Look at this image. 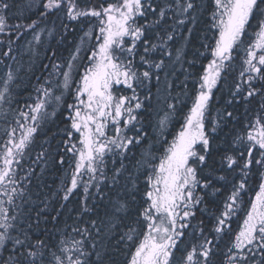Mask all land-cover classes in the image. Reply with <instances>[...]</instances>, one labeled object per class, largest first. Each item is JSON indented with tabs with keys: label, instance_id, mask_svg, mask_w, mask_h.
Segmentation results:
<instances>
[{
	"label": "snow or ice",
	"instance_id": "1",
	"mask_svg": "<svg viewBox=\"0 0 264 264\" xmlns=\"http://www.w3.org/2000/svg\"><path fill=\"white\" fill-rule=\"evenodd\" d=\"M174 3V9L171 4L153 6L151 0H116L115 3L99 7H80L77 0H45L43 3L42 16L63 11L69 21L94 17L100 25L96 37L99 43L86 57L88 63L75 89L74 103L67 106L70 125L65 129L64 149L72 154L73 160L69 164L72 172L70 186L63 197L65 200L80 186L83 175L89 176L83 185L86 199L91 187L95 188L96 193H102L101 185L109 179L104 171L105 157L108 155L121 158L120 166L113 169L110 181L113 186L119 183L120 176L128 172L124 154L131 151L130 146L140 143V110H146L149 105L145 101L152 99L149 93H144L141 99L140 91L151 83L154 74L159 81L158 73L165 63L163 57L172 56L167 42L174 40V35L170 32L164 36L156 33L157 42H153L152 30L162 21L172 18L168 16L169 10L174 11L177 17L195 19L191 16L197 7L195 0H174ZM212 5V27L216 29L218 38L214 46L204 45L212 58L199 78V90L189 113L184 117L181 130L167 144L158 162H155V156L142 158L136 162V175L129 173L130 187L126 185L125 190L132 199L139 191L137 182L141 175L145 178V190L144 205L136 210L133 222L136 226L128 225V231L120 237L131 242L135 248L128 264H212V240L204 235V228L193 223L195 209L205 203L204 197L208 195L209 189L219 192L221 187L231 184L222 210L214 215L212 230L216 234L223 233L228 220L239 210L243 195L247 193L248 177L253 168L259 175L258 191L254 199L250 200L243 226L229 249V252H233V249L235 252L228 256V264H264V115H257L255 123L249 125L251 131L246 132V135L234 138L233 144L238 142L243 145L238 155L225 150L218 159L213 158L211 137L205 130L212 90L226 69V62L232 60L233 50L243 43L247 28H251L253 22L258 31H255V41L246 49L244 63L247 67L241 72V76L248 73V87L243 89L237 84L233 95L246 91L244 98L248 99L259 93L264 100V0H212ZM9 8L7 0H0V33L9 27L17 30L21 27L19 24L8 25L4 10ZM150 14L155 15L150 22L137 19L146 20ZM177 23L183 25L185 20L177 19ZM69 26L64 25L66 28ZM24 27H35V21ZM85 38L91 39V29L81 38L82 44L86 42ZM35 39L38 41L39 36ZM80 51L78 45L67 62V71L60 72L63 81L56 86L62 89L61 93L56 95L52 91L51 81H46L47 86L40 85L37 91L44 99L38 96L34 105H28L31 115L20 112V116L25 121L31 120L33 125L24 129L18 141H13L9 134L7 143L11 147L5 148L3 167H0V197L5 198L0 199V264H103L102 253L97 250L95 243L91 244V251L86 248L89 243L87 238L91 236L89 229H72L83 239L67 236L53 243L51 239L33 235L32 224L25 227V221L19 219L18 215H10L9 209L4 206L5 203L14 205L17 197L24 196L23 191H17L16 188L13 162H18L17 158L23 155L24 149L32 142L39 122L55 116V111H46L49 104H60L64 92L72 88L74 62L79 58ZM157 52L160 53L158 60L154 56ZM182 56L183 50L176 49V60L179 61ZM53 67L60 69L61 65L55 64ZM14 80V74L9 71L0 90V107L11 99L10 86ZM123 89L130 90L131 95L120 94ZM261 108L264 109V103ZM167 109L165 118L159 121L161 134L167 127L168 117L175 113L176 106L168 103ZM231 115L229 112L228 116ZM109 121L114 126V136L106 134ZM216 127L213 124L212 131H216ZM128 131L136 135L129 136ZM76 133L79 134V148L76 143H71ZM40 156L43 158L44 153ZM58 162L63 165L65 160L61 157ZM112 162L116 163L114 159ZM237 169L242 178L238 183L229 181V176ZM91 181H96V184L93 185ZM218 184L220 187H217ZM9 185L12 187L9 188ZM198 190L204 195L197 194ZM83 211H89L87 205ZM129 212L128 201L119 198L112 201L106 212L111 228L116 227V222L122 221L119 214L128 217ZM178 221L183 223L178 224ZM92 226L96 227L95 221ZM183 229H191L193 234L199 232L203 242L198 246L193 245L190 250L181 251L178 244L183 242L182 238L186 235ZM3 252L8 253L7 258H3ZM93 255L95 261L90 259Z\"/></svg>",
	"mask_w": 264,
	"mask_h": 264
},
{
	"label": "trees",
	"instance_id": "2",
	"mask_svg": "<svg viewBox=\"0 0 264 264\" xmlns=\"http://www.w3.org/2000/svg\"><path fill=\"white\" fill-rule=\"evenodd\" d=\"M10 8L4 10L7 16V23L11 25H21L17 30L9 27L1 37L9 35L11 46L0 47V90L3 89V82L6 74L11 71L15 80L10 86V97L0 107V167H3V153L6 147H11L7 141L11 138L18 141L25 128L32 126L31 120L25 121L20 116V112H27L31 115L28 105H34L37 97L44 99L38 93L40 85H46V81H51L52 91L59 95L61 88L57 83H61L63 76L60 72L67 71V62L72 54L75 53L79 45L89 44L85 52L80 51L82 69L88 63L87 56L98 45L96 37L99 35V21L94 17H85L78 21H69L65 12H59L56 15L49 14L42 16V5L45 0H7ZM80 7H99L106 6L109 3H115L116 0H77ZM153 6L157 4L163 7L165 4H171L175 8L174 0H151ZM183 2V0H181ZM196 9L191 12V19L188 16L177 17L172 10L168 11L171 19L161 22V25L152 30L153 42L155 34L164 36L166 32L174 35V40L167 42V48L172 52V56L163 57L165 63L159 71V81L155 74L151 83L140 91L141 99L144 93H149L151 101H145L149 107L140 110V143L130 146L131 151L125 153L127 157L124 164L128 169L120 176L119 183L112 185L110 183L113 175V169L120 166V157L108 155L105 157L106 167L104 171L108 180L104 181L102 193H96L94 187L90 188V195L85 198L83 185L89 180L88 175H83L80 186L69 194L65 200V190L70 186L72 168L69 164L73 157L64 149L65 129L70 125L68 119L69 110L67 106L74 103L75 85L72 89L63 94L60 104L50 103L46 108L49 113L55 111V116L47 120L40 121L37 125V132L32 142L24 149L23 155L19 156L18 162H13L12 173L16 180L17 191H23V197H17L14 205L5 203L9 209L10 215H18L19 219L25 221L26 227L32 224L33 235L41 236L53 243L62 237L75 236L77 239H83L78 233L72 231L73 228H87L91 236L87 238V250L91 251V244L95 243L97 250L102 253L103 264H128L131 254L135 251L131 242L121 240L120 237L128 231V225H134L137 209L144 205L145 178L141 175L135 193V199L125 190L129 184V173L136 175V162L142 158L155 156L158 162L160 156L164 153L168 143L174 139L175 135L181 130L184 123V117L189 113L195 95L199 90V78L203 75L204 69L211 60L210 51L204 45L214 46L215 39L218 38L216 29L212 27L211 12L212 0H195ZM31 5V7H29ZM155 18L150 14L146 20L137 18L140 22H150ZM184 19L185 23L180 25L177 19ZM35 21V27L25 28ZM65 24L70 25L64 27ZM49 28L53 29L52 37L49 39L44 34ZM91 29V39L85 38V43H81V38L85 32ZM189 30H191L189 32ZM255 22L251 28H247V35L243 38V43L238 49L232 52V60L226 62L227 67L221 73L217 85L212 90V99L209 101V108L206 112L205 130L211 137L213 158L218 159L219 154L229 150L230 154L238 155V150H243L240 143L233 144L237 136L246 135L251 131L250 124H254L257 115H264V109L261 104L264 100L258 93L254 97L245 99L246 91L236 92V85L239 84L243 89H247L246 83L248 73L241 76V72L247 65L246 49L255 41ZM38 32L39 40L33 38ZM126 40L128 38H125ZM183 50L182 58L177 61L175 58L176 49ZM7 53V55H5ZM157 60L160 53L154 54ZM138 60V57H137ZM255 62V61H254ZM61 65L60 69H55L53 65ZM82 70V71H83ZM75 71V70H74ZM141 71L143 69L141 68ZM80 74L77 71L75 80ZM122 87V86H121ZM120 94L131 95L130 90L123 89ZM173 103L176 106L175 113L168 117L167 127L161 134L159 121L165 118L168 112L167 104ZM232 113L228 116V113ZM19 121V123H18ZM215 124L216 131H212ZM23 125V127H22ZM131 128V126H129ZM13 129L15 131L13 132ZM106 134L114 136V126L109 121ZM129 136H135L136 133L128 131ZM78 133L74 134L71 143H76L77 148L81 147L78 143ZM199 148V145H197ZM237 150V151H234ZM44 153L43 158L40 154ZM63 157L65 163L61 165L58 161ZM113 159L116 161L113 164ZM74 167V165H73ZM143 172V169H141ZM99 175V174H97ZM240 170L229 176V181L239 182L241 179ZM259 175L256 168L252 169L248 177L247 193L243 195L239 210L235 212L228 220L225 231L216 234L213 229L214 215L218 214L223 208V203L230 193L231 184L221 187L219 192L208 190V195L204 197L205 203L198 206L196 217L193 223L204 228V235L212 240L211 260L212 264H228V256L232 244L235 242V236L243 226L245 212L250 207V200L254 199L255 192L258 191ZM93 185L96 181H91ZM222 183V182H221ZM107 185V186H105ZM12 185H9L11 188ZM217 187H220L218 184ZM199 195H204L198 190ZM128 201L130 212L128 217L122 216L121 222H116V227L111 228L109 217L106 212L111 207V202L117 199ZM0 199H5L0 197ZM87 205L89 211L83 209ZM146 206V205H145ZM95 221L96 227L93 228L92 222ZM203 221V224L200 222ZM183 223V221H178ZM99 229V234H97ZM186 233L182 238L183 242L178 244L181 251L190 250L193 245L198 246L203 242V237L199 232L192 233L191 229H183ZM142 239V237H140ZM3 258H7L8 253L3 252ZM179 253H177V258ZM92 261L96 260L95 255L91 256ZM257 259L259 257L257 256Z\"/></svg>",
	"mask_w": 264,
	"mask_h": 264
},
{
	"label": "rangeland",
	"instance_id": "3",
	"mask_svg": "<svg viewBox=\"0 0 264 264\" xmlns=\"http://www.w3.org/2000/svg\"><path fill=\"white\" fill-rule=\"evenodd\" d=\"M38 32H36V34H34L33 35V38H35L38 34H37ZM51 33V34H50ZM52 34H53V29L52 28H49V30H47L46 31V33L44 34L47 38H51L52 37ZM9 35H10V33H8L7 35H4V37H1V39H0V47L1 46H3V45H5L6 44V42H7V46L8 45H10L11 46V42H9ZM88 46H89V44H86V45H81L80 46V48H81V51L82 52H85L87 49H88ZM74 64H75V67H74V69H73V73H72V78H73V83H72V86L73 85H75V87H77L78 86V83H79V79H80V76L83 74V69H82V65H81V59H79V61H75L74 62ZM75 70V71H74ZM83 70V71H82ZM77 71L79 72V74H80V76H79V78H77L76 80H75V75H76V73H77ZM62 81H63V78H62V80H61V83H62ZM72 89V88H71ZM61 91H62V89H61ZM67 92V91H66ZM66 92H64V93H66Z\"/></svg>",
	"mask_w": 264,
	"mask_h": 264
}]
</instances>
